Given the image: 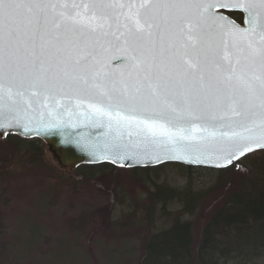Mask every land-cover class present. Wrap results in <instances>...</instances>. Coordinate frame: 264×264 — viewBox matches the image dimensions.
Returning <instances> with one entry per match:
<instances>
[{"label": "snow or ice", "instance_id": "6c2138e0", "mask_svg": "<svg viewBox=\"0 0 264 264\" xmlns=\"http://www.w3.org/2000/svg\"><path fill=\"white\" fill-rule=\"evenodd\" d=\"M218 8L244 11L247 27L217 15ZM109 47L125 53L130 83L103 72L100 57ZM21 75L28 97L13 90ZM17 97L29 107L43 97L50 111L49 101L63 107L64 99L77 106L89 99L94 115L130 123L143 114L148 119L139 123L153 133L179 139L190 138L184 128L168 132L157 121H219V137L242 155L250 150L249 123L264 131V0H0V102ZM190 131L217 136L207 127ZM224 158L231 162L234 153Z\"/></svg>", "mask_w": 264, "mask_h": 264}, {"label": "rangeland", "instance_id": "374dc122", "mask_svg": "<svg viewBox=\"0 0 264 264\" xmlns=\"http://www.w3.org/2000/svg\"><path fill=\"white\" fill-rule=\"evenodd\" d=\"M12 141L0 140V158L14 153ZM34 144L33 158L13 154L14 165H0V264H138L146 238L168 229V214L182 210L175 201L165 211L158 205L152 230L146 227L143 207L149 208L154 185L180 190L189 183L176 166L152 168L146 177L85 166L66 174L44 143ZM35 158L38 163H31ZM209 175L193 171L195 191L213 185ZM220 195L210 194L194 216L183 218L193 222L197 241Z\"/></svg>", "mask_w": 264, "mask_h": 264}, {"label": "water", "instance_id": "95a60500", "mask_svg": "<svg viewBox=\"0 0 264 264\" xmlns=\"http://www.w3.org/2000/svg\"><path fill=\"white\" fill-rule=\"evenodd\" d=\"M43 2L71 4L79 3L81 0H43ZM116 2L119 3L120 0ZM132 2L136 3L137 0ZM59 11L60 9H56V12H50V15L54 16ZM228 13L242 14L243 24L239 25L228 16ZM115 14L120 16L119 11ZM216 14L226 17L228 21L240 28L247 27V15L244 11L218 8ZM120 21L123 24V16H120ZM113 31H115V24ZM109 39L112 38L109 37ZM210 45L214 46L215 41H210ZM124 55L125 53L119 48L109 47L108 51L100 57V63L104 66L102 70L108 74L109 80L130 83ZM20 79H23L22 75L18 77L13 90L23 91L25 97H28L30 92L25 90L27 84L21 87ZM5 85L8 86L7 81ZM16 100L18 102L13 103L5 98L3 102H0V140H5L9 136L24 140H40L47 147L55 164L66 174L83 166L104 164L123 170L155 168L165 164L224 170L250 154L264 151V139L260 138L264 131L258 125L251 123L248 125L251 132L245 133L252 137L251 140L246 141L250 150H244L241 155L238 146L219 137L221 130L219 121L214 125L194 118L178 125L164 119L157 121L165 125L168 132L175 133L178 128H184L186 130L184 135L190 138L179 139L170 137L159 129L153 133L145 124L139 123L141 120L148 119L143 114L137 115L136 119L130 123H118L115 119L110 122L108 117L94 115L89 104L95 101L89 99H85L79 106L75 100L64 99L63 107H56L53 101H49L51 111L41 107L43 97L40 98V102L33 99L31 107L20 101L18 97ZM121 115H131V113L121 111ZM216 115L219 116L222 113H216ZM193 127H207L209 132L216 131L217 136L192 132L190 129ZM232 130L242 131L236 125L232 126ZM229 153H234L231 162L224 158Z\"/></svg>", "mask_w": 264, "mask_h": 264}, {"label": "trees", "instance_id": "16d2710c", "mask_svg": "<svg viewBox=\"0 0 264 264\" xmlns=\"http://www.w3.org/2000/svg\"><path fill=\"white\" fill-rule=\"evenodd\" d=\"M229 16L237 22L242 20V14ZM14 139L22 143H16ZM6 141L14 142L12 144H15L16 150L13 154L16 157L30 153V158L34 156L31 152L36 147L34 142H41L31 141L25 145L23 143L27 141L16 136L7 137ZM13 154L1 156L0 165H14ZM30 162L36 164L38 160L35 158ZM166 165L176 166L186 173L189 183L180 190L154 185L149 208L143 207L146 227L152 230L154 212L158 205L165 211V205L175 201L182 206V210L177 212L178 215L168 214L171 216L168 229L153 232L146 238L138 264H264V151L250 154L224 170L194 169L179 164H165L161 167ZM85 167L89 170L95 167L117 169L107 164ZM151 169L132 171L135 175L143 173L146 177ZM196 169L210 174L213 185L208 190L195 191L192 175ZM214 193L221 195L215 199L211 214L200 225L197 241L193 222L184 221L183 218L194 216L204 200Z\"/></svg>", "mask_w": 264, "mask_h": 264}, {"label": "flooded vegetation", "instance_id": "af4514ba", "mask_svg": "<svg viewBox=\"0 0 264 264\" xmlns=\"http://www.w3.org/2000/svg\"><path fill=\"white\" fill-rule=\"evenodd\" d=\"M229 14H237V15H241L240 13H228V16H229ZM229 17H231V16H229ZM242 17V20H241V22H237L236 20V22L239 24V25H242L243 24V15L241 16ZM232 18V17H231ZM233 19V18H232ZM234 20V19H233ZM22 140H24V139H22ZM24 141H37V140H24Z\"/></svg>", "mask_w": 264, "mask_h": 264}]
</instances>
